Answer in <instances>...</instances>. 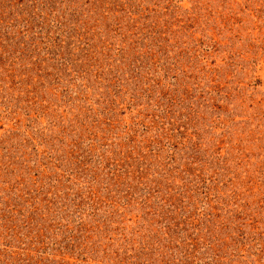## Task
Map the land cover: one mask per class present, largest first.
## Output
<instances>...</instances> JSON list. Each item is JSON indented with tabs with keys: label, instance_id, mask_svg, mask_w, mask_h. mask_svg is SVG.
Returning a JSON list of instances; mask_svg holds the SVG:
<instances>
[{
	"label": "rangeland",
	"instance_id": "1",
	"mask_svg": "<svg viewBox=\"0 0 264 264\" xmlns=\"http://www.w3.org/2000/svg\"><path fill=\"white\" fill-rule=\"evenodd\" d=\"M0 264H264V0H0Z\"/></svg>",
	"mask_w": 264,
	"mask_h": 264
}]
</instances>
